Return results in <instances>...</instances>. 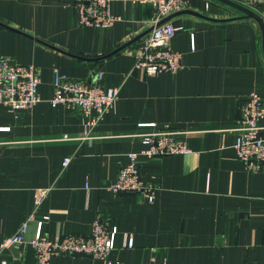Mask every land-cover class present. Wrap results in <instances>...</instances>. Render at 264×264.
<instances>
[{"label": "crops", "instance_id": "1", "mask_svg": "<svg viewBox=\"0 0 264 264\" xmlns=\"http://www.w3.org/2000/svg\"><path fill=\"white\" fill-rule=\"evenodd\" d=\"M74 1L0 0V56L40 76L32 109L0 108V243L31 214L47 218L51 240L86 237L101 216L116 228L112 263L148 264L152 255L158 264H264V167L246 169L233 149L240 104L251 92L264 102L259 23L218 0H193L166 20L182 68L146 76L133 63L153 6L108 0L120 19L101 29L80 24ZM229 1L264 24V0ZM55 71L86 82L101 72L103 89L120 90L114 107L92 129L79 112L52 107ZM164 128L189 152L138 158L153 201L110 191L128 154L145 148L143 135ZM35 229L30 222L26 242L4 250L0 264H36ZM49 264L101 263L58 254Z\"/></svg>", "mask_w": 264, "mask_h": 264}, {"label": "built area", "instance_id": "2", "mask_svg": "<svg viewBox=\"0 0 264 264\" xmlns=\"http://www.w3.org/2000/svg\"><path fill=\"white\" fill-rule=\"evenodd\" d=\"M193 0H138L152 5L155 15L150 29L143 35L141 46L134 56L133 70H139L146 76L160 73H175L182 68L181 54L171 48V40L177 29L171 21H164L170 15L189 7ZM79 22L82 26L108 29L120 18L110 11L108 0H75ZM164 21V22H163ZM103 74L98 72L91 82L71 80L58 72L53 73V92L49 99L52 107L62 105L79 112L87 121L89 129L96 126L115 105L119 88L103 89ZM40 76L33 65L20 64L8 56H0V108L12 111L30 110L39 101L38 86ZM264 102L256 92L249 93L239 106V116L235 129L237 136L233 149L236 157L246 169L264 167ZM176 131L168 128L155 130L143 135L145 148L137 153H129L130 162L122 167L117 179L109 185L116 194H132L149 202L154 199L155 188L143 182L139 172V157H162L188 153L186 145L177 140ZM69 160H64V166ZM47 190L36 194L35 204H40ZM46 217L37 219L31 214L18 231L0 243V254L16 245L26 242L28 224L34 222L36 229L28 244L32 247L36 264H49L55 255H84L99 260L101 264L112 263L109 260L114 250L116 228L110 226L101 216L95 218L88 236L67 235L55 240L49 239L42 231ZM126 247L133 248L129 240ZM2 264H5L4 262ZM148 264H158L150 255Z\"/></svg>", "mask_w": 264, "mask_h": 264}, {"label": "water", "instance_id": "3", "mask_svg": "<svg viewBox=\"0 0 264 264\" xmlns=\"http://www.w3.org/2000/svg\"><path fill=\"white\" fill-rule=\"evenodd\" d=\"M224 4L230 5L231 7L243 12L245 15L252 17L253 19H255L258 23L259 26L261 28V33H262V49H263V55H264V24H263V20L261 19V17L253 12H251L248 9H245L243 7H240L239 5H236L234 3H231L229 0H218ZM168 19V18H167ZM167 19H165L164 21H166ZM163 21V22H164ZM18 245H16L17 247Z\"/></svg>", "mask_w": 264, "mask_h": 264}]
</instances>
